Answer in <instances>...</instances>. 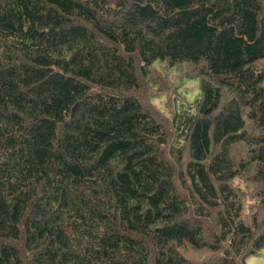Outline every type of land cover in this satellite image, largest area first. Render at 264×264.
<instances>
[{
	"label": "trees",
	"instance_id": "obj_1",
	"mask_svg": "<svg viewBox=\"0 0 264 264\" xmlns=\"http://www.w3.org/2000/svg\"><path fill=\"white\" fill-rule=\"evenodd\" d=\"M260 257L264 0H0V264Z\"/></svg>",
	"mask_w": 264,
	"mask_h": 264
},
{
	"label": "rangeland",
	"instance_id": "obj_2",
	"mask_svg": "<svg viewBox=\"0 0 264 264\" xmlns=\"http://www.w3.org/2000/svg\"><path fill=\"white\" fill-rule=\"evenodd\" d=\"M195 71H192L191 74L188 73L191 77L195 76ZM187 80L184 77L171 75V72L163 65L154 66L150 69V74L148 77H141L139 88L136 91L137 96L143 103L145 109L151 113L153 116L157 117L158 120H167L171 112V104L173 94H175V89L183 88V84ZM191 85V84H187ZM188 89L186 91H191ZM182 93H185L182 92ZM180 93V95L182 94ZM205 252H190L187 251L188 257H191L192 260L197 261L200 257L205 255ZM248 264H264V259H253Z\"/></svg>",
	"mask_w": 264,
	"mask_h": 264
}]
</instances>
